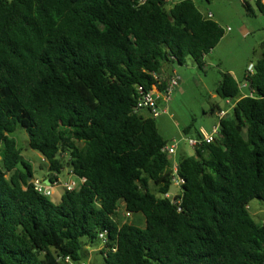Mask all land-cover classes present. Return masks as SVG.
Wrapping results in <instances>:
<instances>
[{
	"label": "trees",
	"instance_id": "trees-1",
	"mask_svg": "<svg viewBox=\"0 0 264 264\" xmlns=\"http://www.w3.org/2000/svg\"><path fill=\"white\" fill-rule=\"evenodd\" d=\"M169 1L0 0V264L80 261L99 239L103 264H264V222L248 209L264 203V49L245 95L223 74L216 93L235 101L232 114L178 160L171 201L167 141L132 111L138 87L150 90L168 62L202 67L224 30L192 0ZM17 127L50 180L66 162L85 181L58 202L37 192ZM121 203L144 226L118 224Z\"/></svg>",
	"mask_w": 264,
	"mask_h": 264
},
{
	"label": "rangeland",
	"instance_id": "rangeland-1",
	"mask_svg": "<svg viewBox=\"0 0 264 264\" xmlns=\"http://www.w3.org/2000/svg\"><path fill=\"white\" fill-rule=\"evenodd\" d=\"M178 0H170L175 2ZM198 9L205 15H209L217 21L224 30V34L204 57L202 67H198L191 57H186L184 63L164 64L166 67H174L178 84L174 87L171 100L167 104V111L161 112L156 118L159 132L166 139L167 144L175 146V152L170 155L171 162L178 161L186 155H193L195 149L188 143V139L195 138L197 130L203 127L211 131L213 125L219 122V112L228 109L231 99H224L216 93V89L224 73H234L237 81L243 80L250 63H255L262 58L264 41V10L259 11L253 1H250L254 11H248L241 0H192ZM247 91V88L242 89ZM228 102V103H227ZM218 107V109H217ZM232 114V108L228 109ZM140 114L146 115L145 111ZM187 132H184V128ZM16 140L21 150L23 160L28 162L33 171V177L42 179L48 171V163L35 149L28 146L26 131L17 127L10 134ZM67 159V156L64 155ZM9 176V174H8ZM59 184L52 188V195L48 196L53 202H57L64 191V184L76 177L69 174V169L64 163L60 173H54ZM152 188L153 184L150 185ZM180 191L174 184L170 187L171 198ZM252 217L258 222H264V203L253 199L248 204ZM118 224L125 221L144 226L145 219L141 213H126L122 203L115 215ZM83 242L86 239H81ZM102 241L96 240L93 244L83 245L81 248V260L86 264H103V257L99 252Z\"/></svg>",
	"mask_w": 264,
	"mask_h": 264
},
{
	"label": "built area",
	"instance_id": "built-area-1",
	"mask_svg": "<svg viewBox=\"0 0 264 264\" xmlns=\"http://www.w3.org/2000/svg\"><path fill=\"white\" fill-rule=\"evenodd\" d=\"M241 1L242 3H246V2L250 3V1H253L255 3L256 1H260L261 4H264V0H241ZM207 17H211L210 14L207 15ZM253 68H254L253 63H250L247 67L246 76H249L253 73L254 71ZM153 75L156 82L155 84L152 85V88L150 90H143L141 86L138 87V91H139L138 97L136 99L135 104L132 107V111L138 114H140L141 111H145L146 115L156 118L161 112L167 111V104L171 100V95L174 87L178 84V77L176 76L175 71H173L172 74H170L169 76L163 79L160 78L159 73H155ZM162 84H164L163 87L161 86ZM247 85L248 82L246 79H243L242 81L239 82V86L241 90L246 88ZM249 94L251 95V92ZM224 115L225 112L221 110L218 115L219 119L222 118ZM218 127L219 124L213 125L211 131H205L203 128H200L199 129L200 134L195 138L188 139V143L195 148L197 146H200L201 144L213 142L218 133ZM162 150L167 154L171 155L175 152V146L173 144H169V145L166 144L162 148ZM177 165H178V161L172 163L171 182L172 185L174 184L175 186L178 187L179 191H181V185L183 184L184 180L181 176L178 175ZM69 174L74 175L70 170H69ZM30 181H32L34 189L45 196L52 195L53 186L59 184V179L57 178L53 180H50L48 178L47 183L43 179H37L34 177ZM84 181H85L84 177H76V180L71 179L69 182L63 185L64 190L67 191L74 190ZM164 196L169 198L171 201H174V197L176 195H174L171 198L169 192H167L164 194ZM127 214L129 215L128 212ZM99 237L103 240V242L106 240V235L104 233H100ZM61 261L64 264H86L84 261L73 260L70 256L62 257Z\"/></svg>",
	"mask_w": 264,
	"mask_h": 264
},
{
	"label": "crops",
	"instance_id": "crops-1",
	"mask_svg": "<svg viewBox=\"0 0 264 264\" xmlns=\"http://www.w3.org/2000/svg\"><path fill=\"white\" fill-rule=\"evenodd\" d=\"M250 6H251V4H250ZM251 9H252V7H251ZM253 10V9H252ZM264 49V48H263ZM166 64V63H165ZM173 71H175V72H177L176 71V69L174 68V67H165L164 65L162 66V69H161V71H160V73H159V76H160V78L161 79H163V78H165V77H167V76H169L170 74H172V72ZM236 80H237V78H236V76H235V74L234 73H232L231 74ZM246 75V74H245ZM244 75V76H245ZM244 79V78H243ZM245 92V91H244ZM228 103V102H227ZM234 103H235V101H232V102H230V103H228V104H230L229 105V107H228V109H231L232 107H233V105H234ZM217 109H218V107H217ZM228 109H226V110H223L224 112H225V114L226 113H228ZM219 110V109H218ZM200 128H203V127H200ZM204 129V128H203ZM205 130V129H204ZM205 131H207V130H205ZM49 172L48 171H46V173H45V175L42 177V179L44 180V181H46L48 178H49V174H48ZM49 175V176H48ZM51 177L53 178V179H55L54 178V175H51ZM60 197H61V195H60ZM60 197H59V199H58V201L60 200ZM57 201V202H58Z\"/></svg>",
	"mask_w": 264,
	"mask_h": 264
},
{
	"label": "water",
	"instance_id": "water-1",
	"mask_svg": "<svg viewBox=\"0 0 264 264\" xmlns=\"http://www.w3.org/2000/svg\"><path fill=\"white\" fill-rule=\"evenodd\" d=\"M31 180V177H28V181H30ZM46 183L48 182L47 180L45 181Z\"/></svg>",
	"mask_w": 264,
	"mask_h": 264
}]
</instances>
